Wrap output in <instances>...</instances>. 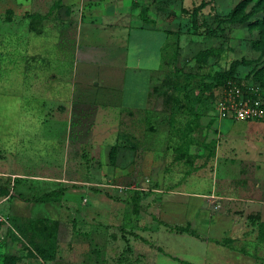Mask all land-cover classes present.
Masks as SVG:
<instances>
[{
  "label": "rangeland",
  "instance_id": "1",
  "mask_svg": "<svg viewBox=\"0 0 264 264\" xmlns=\"http://www.w3.org/2000/svg\"><path fill=\"white\" fill-rule=\"evenodd\" d=\"M148 1L141 17L171 42L150 106L124 122L103 105L78 115L46 88L44 51L54 29L65 36L64 0H0L1 115L13 111L11 84L33 113L28 137L0 135V212L16 230L0 264H202L224 253L170 230L185 220L168 206L190 208L187 193L214 192L235 167L264 160V120L228 122L215 105L234 83L264 96V0ZM61 187L57 202L33 198Z\"/></svg>",
  "mask_w": 264,
  "mask_h": 264
},
{
  "label": "crops",
  "instance_id": "2",
  "mask_svg": "<svg viewBox=\"0 0 264 264\" xmlns=\"http://www.w3.org/2000/svg\"><path fill=\"white\" fill-rule=\"evenodd\" d=\"M64 2L65 36H59L60 29H54L56 44L53 42L54 47L44 51L45 73L52 76L53 83L46 88L57 90L59 104L78 107L74 110L78 115H90L103 105L124 122L142 116L150 106L165 62L166 46L171 42L165 45L161 40H168L171 31L162 29L152 15L150 19L141 17V8L150 5L148 0ZM65 40L70 48L63 43ZM1 98L0 95V105ZM8 100L13 111L10 107L6 120L0 110V123H8L5 127L0 124V135L28 137L33 113L30 108H23L29 105L27 99H20L11 84ZM210 122L213 126L214 121ZM214 131L222 138L217 129ZM253 161H247L248 173L243 172L245 165H240L234 168L232 177L221 178L214 192L187 193L190 208L183 204L168 206L170 213L180 210L179 215L185 220L181 225H171L170 230L204 238L224 250L202 264H264V160ZM175 227L190 233L179 232Z\"/></svg>",
  "mask_w": 264,
  "mask_h": 264
},
{
  "label": "built area",
  "instance_id": "3",
  "mask_svg": "<svg viewBox=\"0 0 264 264\" xmlns=\"http://www.w3.org/2000/svg\"><path fill=\"white\" fill-rule=\"evenodd\" d=\"M215 105L220 119L241 122L264 120V96L258 85L234 83L226 86ZM9 232L15 234L16 230L8 216L0 212V245L6 242Z\"/></svg>",
  "mask_w": 264,
  "mask_h": 264
},
{
  "label": "trees",
  "instance_id": "4",
  "mask_svg": "<svg viewBox=\"0 0 264 264\" xmlns=\"http://www.w3.org/2000/svg\"><path fill=\"white\" fill-rule=\"evenodd\" d=\"M67 191V187H61V188H58L56 190H52V191H49V192H46V193H43L42 195H36L34 196V200L36 202H57L64 194L65 192ZM4 195H7V194H4ZM21 198V197H20ZM21 199H25V198H21ZM11 221H13L11 219ZM32 223V221H30V224ZM29 224V223H28ZM29 224V225H30ZM35 224H32V226H34ZM33 230L34 227H32ZM175 229L179 232H189V230L187 229H184V228H180V227H175ZM37 232V231H36ZM190 233V232H189ZM10 237H15V234L14 233H9L8 234V239Z\"/></svg>",
  "mask_w": 264,
  "mask_h": 264
}]
</instances>
